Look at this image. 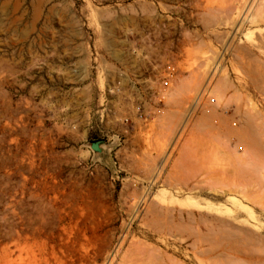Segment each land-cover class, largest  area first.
I'll return each instance as SVG.
<instances>
[{
	"label": "rangeland",
	"instance_id": "obj_1",
	"mask_svg": "<svg viewBox=\"0 0 264 264\" xmlns=\"http://www.w3.org/2000/svg\"><path fill=\"white\" fill-rule=\"evenodd\" d=\"M15 53L160 85L129 166L90 157L112 131L17 120ZM0 264H264V0H0Z\"/></svg>",
	"mask_w": 264,
	"mask_h": 264
},
{
	"label": "crops",
	"instance_id": "obj_2",
	"mask_svg": "<svg viewBox=\"0 0 264 264\" xmlns=\"http://www.w3.org/2000/svg\"><path fill=\"white\" fill-rule=\"evenodd\" d=\"M15 54L7 56L5 62L7 71L24 89L15 102L17 120L29 121L32 130L39 129L41 122L50 121L67 127L78 122L89 131H112L115 134L107 139L108 146L112 140L126 142V148H117L115 154L125 152L129 166L141 130L164 105L160 85L150 84L143 73L136 76L131 70L129 77L124 78L113 53H85L90 66L79 72L59 63L63 53ZM90 157L109 168L118 163L107 150L98 155L91 153Z\"/></svg>",
	"mask_w": 264,
	"mask_h": 264
},
{
	"label": "water",
	"instance_id": "obj_3",
	"mask_svg": "<svg viewBox=\"0 0 264 264\" xmlns=\"http://www.w3.org/2000/svg\"><path fill=\"white\" fill-rule=\"evenodd\" d=\"M92 149L98 154L104 152L105 147L108 146V143L105 139L93 140L90 143Z\"/></svg>",
	"mask_w": 264,
	"mask_h": 264
},
{
	"label": "bare ground",
	"instance_id": "obj_4",
	"mask_svg": "<svg viewBox=\"0 0 264 264\" xmlns=\"http://www.w3.org/2000/svg\"><path fill=\"white\" fill-rule=\"evenodd\" d=\"M253 9V8H252ZM252 9H250L251 11H252ZM259 9V8H258ZM257 8H256V10H258ZM261 9V8H260ZM246 10V9H245ZM247 10H249V8H247ZM255 11V10H254ZM260 11V10H259ZM258 11V13L260 14V12ZM256 11H255V13L254 14H252V13H248V15L247 16H245V20H248V21H250V22H257V17H258V13H257V15H256Z\"/></svg>",
	"mask_w": 264,
	"mask_h": 264
}]
</instances>
